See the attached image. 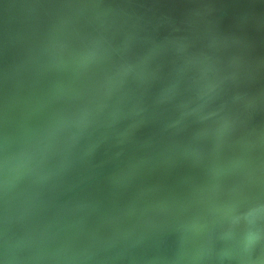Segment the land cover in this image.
<instances>
[{
  "label": "water",
  "instance_id": "water-1",
  "mask_svg": "<svg viewBox=\"0 0 264 264\" xmlns=\"http://www.w3.org/2000/svg\"><path fill=\"white\" fill-rule=\"evenodd\" d=\"M0 264H264V0H0Z\"/></svg>",
  "mask_w": 264,
  "mask_h": 264
}]
</instances>
